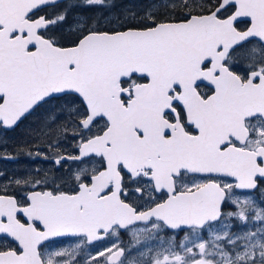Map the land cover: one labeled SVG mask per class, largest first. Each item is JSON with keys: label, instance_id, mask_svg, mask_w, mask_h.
Masks as SVG:
<instances>
[{"label": "snow or ice", "instance_id": "snow-or-ice-1", "mask_svg": "<svg viewBox=\"0 0 264 264\" xmlns=\"http://www.w3.org/2000/svg\"><path fill=\"white\" fill-rule=\"evenodd\" d=\"M57 3L0 0V129L72 97L61 108L77 154L56 151L68 134L59 114L27 135L55 164L84 166L10 181L32 190L0 194V264H264V200L251 195L264 185V0H152L104 28L85 10L110 2L37 15ZM69 13V37L50 34ZM233 218L255 231H232ZM184 228L186 243L160 237ZM56 237L77 242L56 250Z\"/></svg>", "mask_w": 264, "mask_h": 264}, {"label": "flooded vegetation", "instance_id": "flooded-vegetation-1", "mask_svg": "<svg viewBox=\"0 0 264 264\" xmlns=\"http://www.w3.org/2000/svg\"><path fill=\"white\" fill-rule=\"evenodd\" d=\"M132 1H136V0H106V3L110 2L112 4V7L91 8L85 11L88 15L94 16L97 19H99L101 23V27L104 28L106 25L105 19L112 14H114L117 17L123 18L126 10H128L129 12L135 11L137 13L138 11H136L135 7L130 6V2ZM67 2L68 0H65L62 2H58L54 6L49 5L46 7H42L38 11L37 15H45L46 18L52 19L56 16L58 12L62 10L64 4H66ZM201 2H203V0H201ZM70 14L71 13H69L68 21H66L64 24H58L52 26L49 29V33L67 39L69 37V32H67L66 30L67 25L69 23V20L73 18L74 13H72L71 16ZM246 24H247V20H245L241 28L243 29L246 26ZM242 62L246 63L245 61ZM203 90L207 91V89H203ZM68 99H72V97H61L59 99L50 100L48 104L38 109L37 113H34L33 115L28 116L27 119L23 120V122L20 123L19 126L16 127L14 130L0 129V153H2V156H0V194L15 195L17 196L18 199H20L24 193L32 189L30 187L19 188L15 184H10V181L19 178H30V177L41 179L42 177H44L45 174H47L49 177L54 175L57 176L67 175L69 170H75L77 167L84 166V165H78V163L73 161L64 162L62 167L60 165L55 164L54 163L55 157L48 152L47 145L41 142L40 140L36 139L23 143L18 140L13 141V135L18 138L20 137V133L23 130H29L30 128H35L37 126V121L40 115L46 112L59 114L57 123L61 125L62 120L64 118V113L61 112L60 110L62 109L61 105H63L65 100ZM78 105H79V101L76 102V106ZM102 123L103 121L100 122V124ZM72 145L73 144H70L69 142L62 141L60 147L56 149V151H59L61 154L75 155L77 153L74 151ZM38 152L45 153L47 155V158H45L44 155H36V153ZM28 153H32V155H29ZM98 164H99V158H95L91 162H87V167L91 168L93 166H98ZM49 183H51V181H49ZM57 183H59V181H57ZM132 187H135V185H132ZM261 189H264V185H261L260 189H257L251 193V195L257 200V202L264 200V191H261ZM36 190H41V189L39 186H37ZM240 194L241 193L238 191L237 195ZM132 199L136 200V197H132ZM241 199H243L242 195H241ZM141 203H145V202L141 201ZM145 207H147V203H145ZM235 210H236L235 206L231 204H227L223 207V211L226 213L234 212ZM229 222L234 225L232 231L238 232L242 228L243 230L255 231V228L252 227L251 225L245 227L234 218ZM252 223L258 225L259 222L253 221ZM139 227L143 228V225L141 224ZM183 232H188V230L186 228H184L183 230L180 229L167 230L165 231L164 234H172L176 236L174 238V243L176 245H180L182 242V236H180V234ZM202 236L204 239H207L208 233L204 232L202 233ZM132 240L133 238L131 235V230L121 231L119 233V242L122 244V246L128 247L132 243ZM3 242H4L3 240H0V243ZM76 242L77 241L72 237L52 238V246L56 250L64 248L65 246H69L70 244H74ZM114 242H116V238L112 237L109 238L104 244H97L94 247L99 249L110 246V243H114ZM184 242L186 243L187 241ZM138 246L139 245H136V247ZM152 246L153 247L156 246V240L147 242V247H152ZM139 250L145 251L146 248H140ZM81 264H83V261H81Z\"/></svg>", "mask_w": 264, "mask_h": 264}, {"label": "rangeland", "instance_id": "rangeland-1", "mask_svg": "<svg viewBox=\"0 0 264 264\" xmlns=\"http://www.w3.org/2000/svg\"><path fill=\"white\" fill-rule=\"evenodd\" d=\"M151 2H152V0H144V1H142L141 3H139L138 1H132V2H130V6L132 7V6H134L135 7V9H136V11H138L137 12V14H138V16L139 15H142L143 14V11L145 10V9H147L148 8V6L151 4ZM203 2H206L205 0H203ZM72 15V13L70 14V16ZM117 16H115L114 14H112V15H110L109 17H107L105 20H111L112 19V21L115 23V18H116ZM71 21H72V19H70L69 20V23H68V25L71 23ZM68 25H67V32H68ZM61 110V112H63L64 113V118H63V120H62V124L61 125H64V124H67V126H68V134H67V136L66 137H62L61 139H62V141H66V142H69L70 144H73L74 145V141H72L71 140V136H72V125H71V123H70V121H71V119H72V117H70L69 115H68V113H67V111L66 110H63V109H60ZM27 131L28 130H23L21 133H20V137H16V136H14L13 135V141H15V140H18V141H21L22 143L23 142H29V141H31V140H36V139H33L31 136H29V135H27ZM72 145V146H73ZM0 156H2V153H0ZM165 232H161L160 233V237L162 238V239H164V240H169V239H171L172 240V242L174 243V238L176 237V236H174V235H172V234H164ZM188 234V232H183V233H181L180 234V236H182V242H184L185 241V236ZM190 239H191V237H189ZM159 243V241H157L156 240V245ZM65 247H67V246H65ZM153 247V246H152ZM138 249H140V246H138L137 247ZM94 254V253H93ZM133 254H135V253H133Z\"/></svg>", "mask_w": 264, "mask_h": 264}, {"label": "trees", "instance_id": "trees-1", "mask_svg": "<svg viewBox=\"0 0 264 264\" xmlns=\"http://www.w3.org/2000/svg\"><path fill=\"white\" fill-rule=\"evenodd\" d=\"M136 1H138L139 3H141L144 0H136ZM205 1L207 2L208 0H205ZM242 26H243V23L240 25V27H242Z\"/></svg>", "mask_w": 264, "mask_h": 264}, {"label": "water", "instance_id": "water-1", "mask_svg": "<svg viewBox=\"0 0 264 264\" xmlns=\"http://www.w3.org/2000/svg\"><path fill=\"white\" fill-rule=\"evenodd\" d=\"M61 1H64V0H58V2H61ZM244 20H247V18H244Z\"/></svg>", "mask_w": 264, "mask_h": 264}]
</instances>
